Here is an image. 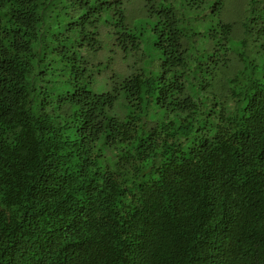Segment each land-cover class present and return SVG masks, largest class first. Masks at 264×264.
I'll return each mask as SVG.
<instances>
[{
	"label": "trees",
	"instance_id": "trees-1",
	"mask_svg": "<svg viewBox=\"0 0 264 264\" xmlns=\"http://www.w3.org/2000/svg\"><path fill=\"white\" fill-rule=\"evenodd\" d=\"M0 264H264V0H0Z\"/></svg>",
	"mask_w": 264,
	"mask_h": 264
}]
</instances>
